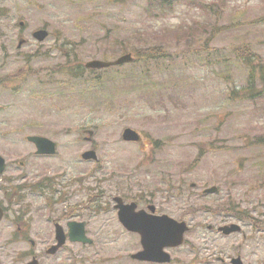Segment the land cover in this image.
Instances as JSON below:
<instances>
[{
  "label": "rangeland",
  "instance_id": "rangeland-1",
  "mask_svg": "<svg viewBox=\"0 0 264 264\" xmlns=\"http://www.w3.org/2000/svg\"><path fill=\"white\" fill-rule=\"evenodd\" d=\"M147 1L0 0V154L23 163L29 185L54 181L67 194L52 202L39 184L30 187V238L39 242L42 229L53 231L49 220L76 204L74 219L93 241L41 264H153L130 259L140 241L118 222V193L187 222L168 264H228L237 255L264 264V82L255 84L260 95L246 97L249 69L234 55L249 48L264 65V0H170V11ZM43 27L49 36L35 40ZM131 47L167 53L84 67ZM125 127L142 142L123 141ZM27 135L53 140L55 154L35 155ZM88 148L97 161L80 158ZM211 185L219 191L203 195ZM230 222L241 231L217 232Z\"/></svg>",
  "mask_w": 264,
  "mask_h": 264
},
{
  "label": "water",
  "instance_id": "water-1",
  "mask_svg": "<svg viewBox=\"0 0 264 264\" xmlns=\"http://www.w3.org/2000/svg\"><path fill=\"white\" fill-rule=\"evenodd\" d=\"M33 37L38 41L44 40L48 36V32L44 29H39L33 32ZM21 40L19 44H21ZM132 60L130 53L123 54L117 59L112 61L103 60H90L85 63L87 68H104L113 65H119ZM88 134L91 135L92 131L87 130ZM122 138L127 141H138V133L130 127L123 129ZM27 140L34 143L36 146V154L51 155L56 151L55 143L43 136L29 135ZM83 159L89 160L97 159V155L94 150H87L81 154ZM5 160L0 155V171ZM216 186L208 187L204 190L205 193H212L216 191ZM113 200L116 202L115 208L117 209V217L120 223L129 231L137 232L140 235V242L142 250L131 255L132 258L138 260H147L155 262H168L170 260L169 253L164 251L165 247H176L183 242V234L188 229V226L184 221H177L168 215H155L154 206L150 205L149 209L152 213H147L144 210H135V203H123L120 197H114ZM69 226V239L71 241H79L83 243H90L89 239L85 235L84 223L72 221L68 223ZM223 234H230L238 232L240 226L235 223L228 225H222L218 228ZM56 239L57 245L48 249V253H54L57 247H59L65 241V235L62 227L56 225ZM26 264H38L36 259L31 260ZM230 264H243L241 258H232Z\"/></svg>",
  "mask_w": 264,
  "mask_h": 264
},
{
  "label": "flooded vegetation",
  "instance_id": "flooded-vegetation-1",
  "mask_svg": "<svg viewBox=\"0 0 264 264\" xmlns=\"http://www.w3.org/2000/svg\"><path fill=\"white\" fill-rule=\"evenodd\" d=\"M22 168L23 163L18 165L6 162L2 171H0V264H23L32 257H37L40 261L43 256L48 255L46 250L56 243L55 228L58 224L63 227L66 238L56 253L63 250H72L71 247L74 245H84L71 242L67 237L68 222L77 220L74 219L79 211L76 204L65 206L60 217L49 220L53 231L47 233L42 229L39 242H35L30 238L31 229H35L30 226V187L39 183L29 185L26 182L28 172L22 170ZM38 186L42 189V195L44 193L53 195L52 199L49 196L47 197V200L52 202L67 195L56 188L54 181L45 182ZM36 246H39L37 248L38 253H34Z\"/></svg>",
  "mask_w": 264,
  "mask_h": 264
},
{
  "label": "trees",
  "instance_id": "trees-1",
  "mask_svg": "<svg viewBox=\"0 0 264 264\" xmlns=\"http://www.w3.org/2000/svg\"><path fill=\"white\" fill-rule=\"evenodd\" d=\"M147 3L149 5H153L158 10L163 9L165 11H170L175 6V5H169L170 0H148ZM178 4H180V2H178ZM166 5H169V6H166ZM206 47H208L206 41H202V42L199 41L198 42L197 48L204 49ZM127 49H129V48H127ZM130 51L134 52L133 54L135 57V60H134L135 62H138L140 59L156 60L159 58L166 57V53H167L166 51L162 52V51H159L156 48H152V47L138 49V50H136L134 47L133 48L131 47L129 49V52ZM194 51L198 52L200 50H194ZM234 55H235V57H237V59L242 63V65L246 69H249L247 79H246V87L243 88L244 92H247L248 96H246V97L252 98L254 96L260 95L261 91L263 92V89H261V90H254V89H255V84L257 82H260V81L264 82V65H255L251 61V58L249 56V48H242L240 50H236V53H234ZM69 74L73 77L77 75V74H71V72H69ZM249 90H254V92L249 94ZM231 209L232 208L230 207V205L227 204L225 210L230 211ZM232 210H234V209H232ZM230 215H235V212L230 214ZM245 216L249 217L248 214L247 215L245 214ZM245 216L243 215L240 217H242L244 219V218H246Z\"/></svg>",
  "mask_w": 264,
  "mask_h": 264
}]
</instances>
